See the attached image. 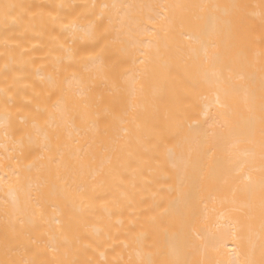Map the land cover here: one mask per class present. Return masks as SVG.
<instances>
[{"label": "bare ground", "instance_id": "bare-ground-1", "mask_svg": "<svg viewBox=\"0 0 264 264\" xmlns=\"http://www.w3.org/2000/svg\"><path fill=\"white\" fill-rule=\"evenodd\" d=\"M0 264H264V0H0Z\"/></svg>", "mask_w": 264, "mask_h": 264}, {"label": "snow or ice", "instance_id": "snow-or-ice-1", "mask_svg": "<svg viewBox=\"0 0 264 264\" xmlns=\"http://www.w3.org/2000/svg\"><path fill=\"white\" fill-rule=\"evenodd\" d=\"M6 8H8V7H14V6H5ZM7 14V13H6Z\"/></svg>", "mask_w": 264, "mask_h": 264}]
</instances>
